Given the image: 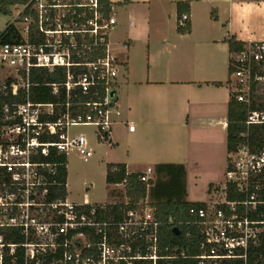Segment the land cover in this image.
I'll list each match as a JSON object with an SVG mask.
<instances>
[{
    "label": "built area",
    "instance_id": "1",
    "mask_svg": "<svg viewBox=\"0 0 264 264\" xmlns=\"http://www.w3.org/2000/svg\"><path fill=\"white\" fill-rule=\"evenodd\" d=\"M13 7L16 13L9 23L21 38L2 42L0 34V72L6 79L1 85L14 96L22 90L25 98L4 105L6 123L0 130V214L4 219L0 218V228H22L24 264H164L163 260L174 256L160 252L161 222L148 200L125 209L121 218L102 220L105 204L71 201L67 180L62 194L57 178L62 162L50 160L54 155L68 156L71 149L87 159L93 151L86 136H71L69 127L95 125L104 140L121 115L114 88L122 62L110 49L116 26L112 7L106 13L104 0H29ZM189 19L184 13L179 24ZM260 62H264V40L247 43L232 54L235 70L231 77L238 100L250 101L252 69ZM39 86H47L57 97L64 94L65 100L37 101L32 89ZM247 123L264 124V111H249ZM128 129L133 131L134 124ZM140 178L149 189L154 170L148 168ZM228 183L246 193L244 201L228 199ZM252 185L255 191L250 192ZM261 189L264 151L254 154L243 145L231 152L221 196L196 213L204 237V251L195 256L199 264L237 258L249 264L248 251L264 231ZM92 234L99 238L92 240ZM0 243L4 247L2 236ZM9 246L14 254L17 244ZM59 248H63L62 255L47 261L46 256ZM12 264H18L15 258Z\"/></svg>",
    "mask_w": 264,
    "mask_h": 264
},
{
    "label": "crops",
    "instance_id": "2",
    "mask_svg": "<svg viewBox=\"0 0 264 264\" xmlns=\"http://www.w3.org/2000/svg\"><path fill=\"white\" fill-rule=\"evenodd\" d=\"M110 1L116 19L110 49L122 62L114 88L119 117L124 116L126 135L142 139L151 130L157 147L152 151L130 147L122 161L109 163H125L128 173H143L133 169L141 150L143 157L152 152L156 162L183 164L186 173L192 157L197 163L205 160L210 168L221 164L218 144L224 139L227 149L228 103L235 90L229 74L233 53L226 39L235 36L246 44L264 40V30L258 29V18L264 20V0H195L187 33L177 30V3L183 0ZM135 122L129 131L128 125ZM113 130L112 126L109 144L120 137ZM229 154L227 149V160ZM108 185L114 187L102 204L121 203L116 190L125 191V183ZM154 186L144 200L154 201L150 194ZM124 199L128 201L126 191Z\"/></svg>",
    "mask_w": 264,
    "mask_h": 264
},
{
    "label": "trees",
    "instance_id": "3",
    "mask_svg": "<svg viewBox=\"0 0 264 264\" xmlns=\"http://www.w3.org/2000/svg\"><path fill=\"white\" fill-rule=\"evenodd\" d=\"M29 0H0V11L3 14L9 13V8L16 4H24ZM195 0H183L177 3V30L180 33H187L191 30L190 19L185 21L184 25L179 24V19L184 13L190 15L191 3ZM105 11H111V1L104 0ZM1 34L2 42H19L20 36L17 28L8 23L7 27ZM231 53H237L243 50L246 43L231 36L226 39ZM264 62L255 65L251 73V97L250 101H240L236 98V92L233 91L228 103V122H227V149L228 152L237 151L241 146L247 145L251 153L260 155L264 151V124H248L249 111L258 110L264 111V94L259 90L262 87L257 76H264ZM235 70L232 64V59L229 65L230 77ZM231 80V79H230ZM11 80L7 81L9 86ZM220 84V82H213ZM33 98L40 102H56L57 100H65L64 94L59 97L52 95L47 86L33 87ZM82 97V96H80ZM25 98L22 90H19L18 95H12L10 89H2L0 84V130L6 123V113L4 105H12L15 102H21ZM8 122V121H7ZM106 141L111 142L108 136ZM50 160L54 162H62L58 167V179L62 182V194L66 193L65 182L68 176L67 156L65 154L54 155ZM166 170V171H165ZM156 182H150L155 186L150 190V194L155 196L154 201L150 202L155 208L157 218L161 225L159 228V244L160 252L163 255H172L174 257L163 260L164 264H199L195 257L200 255L204 250L202 243L204 237L201 234L200 227L196 222V213L200 208L206 206L205 201H190L186 199V188L181 184L178 197H173L172 193V174L181 176L186 175V170L183 164L159 163L155 167ZM164 172H167V179L160 180ZM142 172H127L125 163H109L107 165L106 182L108 184L125 183L127 203L121 202L116 204H106V211L100 219L121 218L124 210L134 207L140 201H143L147 194V183L141 180ZM179 178V177H178ZM181 178V179H182ZM255 191L253 185L250 187V192ZM180 192V193H179ZM160 193V194H159ZM156 194V195H155ZM259 198L264 199V189L258 191ZM227 197L231 201H244L246 193L238 191L233 183H228ZM263 205H260L262 208ZM256 216V213L251 215ZM172 218V221L169 219ZM176 230H175V229ZM0 235L4 243L3 264H12V259L15 258L18 264H24L25 247L22 245L26 242V236L20 227H2ZM99 236L92 234L91 239L96 241ZM9 244H17L15 253H10ZM56 254H48L47 261L51 262L62 255L63 248H59ZM87 253V252H86ZM249 264H264V231L260 233L257 243L248 251ZM139 264V263H138ZM213 264V263H212ZM220 264H244L243 259H225Z\"/></svg>",
    "mask_w": 264,
    "mask_h": 264
},
{
    "label": "rangeland",
    "instance_id": "4",
    "mask_svg": "<svg viewBox=\"0 0 264 264\" xmlns=\"http://www.w3.org/2000/svg\"><path fill=\"white\" fill-rule=\"evenodd\" d=\"M15 13L16 9L13 6L9 8L8 14H3L0 11V33L3 32L7 27ZM258 29L261 31L264 30V20L262 18H258ZM1 75L2 73L0 72V77ZM120 78H122V72L119 74L117 87L119 81L121 80ZM5 81L6 79L1 77L0 84ZM232 81L234 87H236L235 81L233 79ZM260 83L262 87L260 88L259 92L264 94V76L261 77ZM119 85V90H121V83ZM129 119L132 118L129 117ZM123 120L124 116L119 117L116 119V122L113 125V131H117V134L120 137H115V140L113 139L112 144H109L107 141L101 140L99 138L97 127L95 125H72L69 127L68 131L71 136L84 134L88 141V147L93 151L92 155L87 159H85L77 149H71L68 152L67 181L68 196L71 201L77 203L90 202L92 204H102L107 202L110 198L109 194L114 187L109 186L106 182L105 174L107 163L122 161L120 159L125 156L127 149H130V147L131 149H134L136 146L137 148L141 147V149H144L145 151H152L153 148L155 149L157 147V143L154 140L151 130L142 139H134L133 137L126 135V125L122 123ZM136 125L137 124L135 122L134 126L136 127ZM139 131L140 126H137V134ZM222 141L223 142H221V144H218V148L223 154V160L218 159L219 163L220 161L222 162L221 164L210 168L206 165L207 162L205 160H199L197 163L196 160L194 161L195 158L192 157L188 172L183 178L179 175L176 176L172 174V187L174 188L172 193L173 197H178V190L180 191L181 189V184H179L180 180L181 183L183 182L186 188L185 197L187 200L213 202L221 196L223 192L222 188L226 180V171L229 166V157L228 160L226 157V141L224 139ZM145 151L140 150V152L137 154L136 159L138 164L133 166V169L137 171H146L148 168L155 169L157 163L159 162H156L157 159L154 155H152V152H148L149 157H143L145 155ZM173 159L176 158L172 157V161H174ZM177 159H180V157ZM167 177V172H164V174L161 175L160 180L165 181ZM154 178H156V174ZM212 182L220 184L210 185ZM2 191L3 190H0V194ZM116 192L119 196L117 202H124L126 200L124 199V189H117ZM0 218L4 219V216L0 214ZM4 250V247L0 243V258L2 254H4Z\"/></svg>",
    "mask_w": 264,
    "mask_h": 264
}]
</instances>
